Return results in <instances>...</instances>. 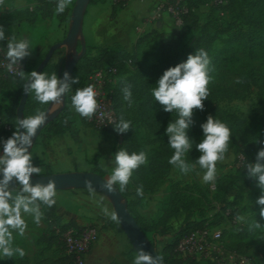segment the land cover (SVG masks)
Listing matches in <instances>:
<instances>
[{
  "label": "trees",
  "instance_id": "1",
  "mask_svg": "<svg viewBox=\"0 0 264 264\" xmlns=\"http://www.w3.org/2000/svg\"><path fill=\"white\" fill-rule=\"evenodd\" d=\"M35 2L36 5L32 9L0 10V27H3L5 30V39L0 41L3 46H6L7 40L10 38L9 27L14 23L23 20L35 23L52 17H56L61 23L70 17L69 6L62 14H55L57 0H35ZM212 2L213 0H183L182 3L186 11L181 15L182 25L179 31L170 38L164 32L152 29L136 38L135 45L131 51L125 50L119 44L103 47L97 55L91 56L86 51L77 62L71 74V77L73 79L77 78L79 82L71 85L69 92L65 95L64 108L54 120L42 129L39 135L47 129L53 133L65 131L64 126L71 123L72 116L69 108L66 106L69 97L75 94L77 88H84V84L92 72L108 66H114L118 71L117 80L112 88V104L116 112V122L105 128V131H112L120 136L117 151L122 148L129 154L133 152L139 153L133 122L125 112L128 102L123 99L121 91L125 85H131L135 117L149 133L156 136V141H158V147L149 156L147 163L141 165L133 172L131 182L135 191L140 186H142L143 192L153 191L173 167L168 161L174 154V150L168 146V137L164 133L171 117L174 120L178 118L176 112H164L162 106L158 102H155L151 95L153 87L164 71L185 62L188 55L194 54L197 49L201 48L207 52L209 58L212 60V64L220 60L227 53L242 55L249 59H254L264 54V0H227L225 5H216ZM200 6H210L208 20L203 24L199 23V18L195 12ZM219 11H223L224 15L220 16ZM214 17H228L238 24V27L222 40L221 47L217 50L213 49V43L217 39L218 34H212L209 31L211 19H214ZM190 36H193V40L187 43V38ZM145 43H152L154 45L153 52L149 54L141 52V46ZM77 49H80V44L77 45ZM149 56H153L155 59L151 64H147ZM63 67L64 61L59 69L55 71L54 64L49 62L41 73H44L48 77L55 73L60 78ZM29 73L31 71L26 68L25 74ZM208 75L210 77V70ZM24 83L25 81H22L19 77L0 74V116L4 112L5 121L10 125V129L6 130L0 121V141L8 139L16 131V109L21 98ZM207 87L209 90L208 100L203 101V111L194 110L192 117L194 124L188 131L190 134L203 136L200 125L205 123L207 117L211 115L229 127L231 131L230 142H249L253 139H257V141L264 140V117L242 118L223 108L217 106L210 107L213 101L217 99H241L252 88L264 93V72H261L253 64L245 63L239 69L234 85L216 83L210 79ZM47 106L48 104L37 102L34 98V93H29L23 109V118L34 116L38 112H44ZM121 115H123L125 120L131 121V128L123 134H118L113 130V127L119 122ZM84 121L86 120L84 119ZM36 142L37 138L34 145ZM257 144L261 147L258 142ZM0 145L2 146V143ZM247 163V161H241L240 165L236 166L231 174L216 178L215 182L206 188L198 183L192 184L191 187L180 186L177 182L172 183L170 185V198L167 206L157 222L152 226L145 224L140 214L132 211V206L127 201L129 213L134 217L136 223L146 236V232L149 229L161 225L164 226L171 219L184 213L182 226L173 234L171 242L163 243L165 236L164 229L154 231L153 236L148 238L157 248L159 256L162 258V264H201L177 257L174 253V247L177 242L192 231L205 226L217 225L224 218H231L232 216L240 217V215H243L239 209V200L246 191L247 185L252 182V180L246 179ZM32 164L34 166L33 160ZM92 171L103 176V173L97 168H94ZM211 185L214 186V189L210 188ZM115 186L119 189L118 185ZM194 191H196V195L193 194ZM207 191L214 193L213 196H208ZM120 193L125 199L127 198L126 190L120 191ZM12 195L13 197L16 195L15 190H13ZM259 210V206L255 205L251 209V212L246 215L242 225L236 230L231 229L224 232L228 249L241 254L246 253L249 243L243 240L249 238L251 241L257 233L264 230V220H261ZM40 211L43 214L42 220L47 225L46 232L39 238L40 241L48 244L58 242L64 249L60 239L62 233L69 227L79 229L81 226L79 227L73 220L64 222L56 214L55 205L48 208L46 205L40 204ZM256 221L262 227H254ZM262 252L264 255V250ZM16 262L17 264H30L26 256L22 258L18 256ZM60 262L63 264H74V258L64 250ZM0 264L5 263L0 259ZM107 264L121 263L117 260H112Z\"/></svg>",
  "mask_w": 264,
  "mask_h": 264
},
{
  "label": "rangeland",
  "instance_id": "2",
  "mask_svg": "<svg viewBox=\"0 0 264 264\" xmlns=\"http://www.w3.org/2000/svg\"><path fill=\"white\" fill-rule=\"evenodd\" d=\"M74 1L75 0H72V3L69 5L70 12ZM163 1L166 0H156V3ZM104 2L109 5L111 12H106L105 8H101L99 14L97 11L94 12L96 20L93 24L94 29L100 26L103 28V38L98 34L94 36L90 35L88 17L86 19L85 33L87 38L85 35L84 38L86 51L91 56L97 55L104 46L119 44L113 42L114 27L116 23L114 20V11L126 3L113 5L110 0H104ZM209 11L210 6H200L195 10L200 24H203L208 20ZM165 17L170 21V32L175 35L179 31L180 26L176 25L170 16L166 15ZM142 21L143 20H141V22ZM68 22L69 19L60 23L63 25L64 36L68 29ZM141 22L139 24H141ZM139 24H137L136 27ZM237 27L238 24L228 17H214V19H211L209 31L212 34H218L217 39L213 43V49H219L222 40L230 35ZM119 28H121V24L119 25ZM135 32L140 35L143 34L142 31H139L136 28ZM130 38L131 37L128 39ZM128 39H124L123 42H126ZM192 40L193 36H190L187 38L186 42L189 43ZM141 47V52L144 54H149L154 50V45L152 43H145ZM153 60L154 58L149 56L147 58V64H150ZM63 61V49L57 50L50 59V62L55 66V71L59 69ZM245 63L253 64L259 68L261 72H264V54L259 55L254 59H249L242 55H231L230 53H227L213 64L210 58V79L216 83L234 85L237 73ZM34 70L35 69L31 70V72ZM70 98L71 97H69L66 106L69 108L71 115H73L71 123L64 126L65 131L61 133H53L51 130L47 129L37 137V142L33 146L31 153L34 166L42 169L41 174L48 172L88 171L90 166L86 161L88 160L95 168L103 173V177L107 180L115 166V153L117 152V147L120 143V136L112 131H105V128L97 129L89 124L88 121H84V118L79 116V114H77L71 107ZM213 106L233 112L242 118L264 117V93L252 88L241 99H217L213 101L210 107ZM133 111V104L131 107L128 105L125 110L126 115L133 122L139 152H145L148 160L152 152L157 149L158 141H156V136L149 133L148 130L137 120ZM1 116H4V112L1 113ZM170 122H174L172 117ZM187 135L193 142V147L189 152L185 153L184 159L189 165H193L200 156L195 145L201 142L203 136H194L189 132ZM259 149L260 147L257 144V139H253L249 142L229 141V147L228 151L225 153V159L223 161H218L216 164V178L231 174L234 171V168L240 165L241 161L254 163ZM204 171L205 170L200 169L197 164L192 171L184 174L177 167L173 166L166 177L157 184L153 191L143 192L142 196L136 194V191L132 186V178H130L129 183L126 186V201H129V204H131L133 212H138L140 214V217L145 224L152 226L157 222L167 206L170 198V185L177 182L180 186L191 187L192 184L198 183L206 188L213 182H203L202 176ZM255 185L256 182L252 180V182L247 185L246 191L239 200V209L243 214L240 215L239 218L242 223L244 222L246 215L255 207V202L261 195L259 188ZM13 187H18V185L14 184ZM193 194L196 195V191H194ZM213 194L214 193L207 191L208 196H213ZM55 200V212L64 222L73 220V222H76L79 227L93 225L98 229V239L104 229L108 233L107 236L112 242H114V246L117 248L118 257L121 260L120 263L134 264L136 253L128 239H126L125 234H123L124 232L118 222L112 220L111 217L114 214V211L110 202L103 194L96 191L90 192L89 190L84 189L56 190ZM183 216L184 213H181L178 217L171 219L164 226L161 225L149 229L146 232L147 237L151 238L154 231L164 229L165 236L163 243L171 242L173 240V234L182 226ZM22 218L25 220L27 228L22 236L16 231L12 232V247H20L24 249L26 253L25 256L28 258L30 264H63L60 262L61 256L64 254L62 245L58 242L48 244L39 239L40 236L46 232V223L41 219L40 223L36 224L33 217L25 213H22ZM98 239L92 244L90 249L95 245L97 246ZM243 241L249 243L246 254H250L254 259L258 260L261 264H264V255L262 252L264 250V230L257 233L251 241L249 238H245ZM123 242H125V246ZM18 256V254H14L12 258H7L0 255V259L3 260L5 264H17L16 260Z\"/></svg>",
  "mask_w": 264,
  "mask_h": 264
},
{
  "label": "clouds",
  "instance_id": "3",
  "mask_svg": "<svg viewBox=\"0 0 264 264\" xmlns=\"http://www.w3.org/2000/svg\"><path fill=\"white\" fill-rule=\"evenodd\" d=\"M2 3L3 0H0V4ZM71 3L72 0H57L55 14H62ZM4 39L5 30L0 27V41ZM31 49L28 39L17 40L13 36L7 43L8 69L11 70L15 65L20 66V62L31 55ZM209 65L210 58L207 52L202 48L197 49L194 54L188 55L185 62L164 71L151 92L155 102L162 106L164 112H176L178 115L174 122L167 125L164 133L168 137V146L174 150L168 163L184 174L192 171L198 164L200 169L205 170L202 176L204 183L215 181L216 164L225 159L231 137L229 127L210 115L206 122L200 125L203 138L195 145L200 153L199 158L193 165H189L184 159L185 153L193 147L187 133L194 124L192 119L194 110L203 111V101L208 100ZM17 75L22 81H26L23 86L24 94L34 93L35 100L40 104H62L63 97L69 92L71 85L79 82L67 71L63 73L62 78H58L55 73L48 77L36 71L26 75L22 70H19ZM121 91L123 99L131 107V85H125ZM97 95L92 85L77 88L70 98L71 107L82 118L91 119L98 108ZM48 116L49 114L38 112L34 116L17 119L16 131L8 139L0 141L3 145V154L0 155V255L7 258H12L14 254L22 258L26 254L24 249L12 247V232L16 231L22 236L27 228L22 213L31 215L34 222L39 224L43 217L40 204L48 208L56 204V183L53 179H48L46 185L30 183V178L39 176L42 169L33 166V157L29 149L37 130L45 124ZM130 128L131 121L125 120L121 115L113 130L123 134ZM257 142L261 147L256 154L255 162L246 165V179L255 181V186L261 192L255 203L259 206L261 220H264V140ZM146 163L145 152L129 154L121 148L115 153V166L110 176L100 187L112 193L115 190L114 186L118 184L119 190L125 191L133 172ZM14 184L18 185V188L13 187ZM85 186L90 192L95 191L91 180H86ZM13 190L16 191L14 197ZM136 194L143 195L142 186L136 189ZM111 218L117 220L116 214ZM254 227L262 226L256 221ZM134 264H162V258L153 257L141 248L136 253Z\"/></svg>",
  "mask_w": 264,
  "mask_h": 264
},
{
  "label": "built area",
  "instance_id": "4",
  "mask_svg": "<svg viewBox=\"0 0 264 264\" xmlns=\"http://www.w3.org/2000/svg\"><path fill=\"white\" fill-rule=\"evenodd\" d=\"M113 5L126 3L130 0H110ZM143 2L144 0H139ZM183 0H166L156 3L152 11L144 18L136 29L145 30L149 24L160 21L163 17L170 16L178 26L182 25L181 15L186 11ZM227 0H213L216 5H225ZM223 16L224 12L219 11ZM7 47L0 43V74L18 78L17 73L22 70L25 73L27 68L26 59L19 65L13 66L11 70L7 65ZM118 77V71L114 66H108L95 70L87 78L84 87L94 86L98 93L96 99L98 108L91 119L84 118L97 129L107 128L116 122V112L112 104V88ZM3 128L10 129L8 124H3ZM214 189V186H210ZM239 216L224 218L219 224L205 226L201 229L190 232L182 237L174 247V253L183 260L199 262L201 264H261L250 254H241L228 249L224 232L236 230L242 222ZM64 250L74 258V264H87L86 254L92 244L98 239V229L93 225L81 226L79 229L69 227L61 235Z\"/></svg>",
  "mask_w": 264,
  "mask_h": 264
},
{
  "label": "crops",
  "instance_id": "5",
  "mask_svg": "<svg viewBox=\"0 0 264 264\" xmlns=\"http://www.w3.org/2000/svg\"><path fill=\"white\" fill-rule=\"evenodd\" d=\"M155 4H156V0H144L143 2L139 0H130L126 2V4L123 5L122 7H118L117 9H115L114 20L116 23L114 27L113 42H117L125 50L131 51L135 45L137 36L140 35L137 34V32H135L136 25L139 24L141 20H144V18L152 11L153 6ZM35 5H36L35 0H3L0 10L13 11V10L26 9V8L32 9L35 7ZM101 8H105L106 12L107 11L111 12L110 10L111 8H109V5H107V3L104 2V0H93L92 3L88 5L83 20V33H85L86 19L88 17V23L90 26V30H89L90 35L94 36L98 34L100 35L101 38H103L102 35L103 28L100 26L94 29L93 27V24L96 20L94 12L97 11L99 14V10ZM120 24H121V28H119ZM169 27H170V21L165 17L154 24H149L147 27H145L144 32L153 29L160 32H164L166 36L170 38L172 37L173 34L170 32ZM9 32H10V38L7 40V43L13 36H15L17 40L20 39L29 40L30 47L32 48L31 55L25 58L27 61V70L29 71L35 69L38 66V64L46 54L48 48L50 47L51 44L54 43V41L55 42L56 40L59 41L64 37L63 25L60 24V22L56 17H52L50 19H46L44 21H39L35 23H30L28 21L23 20L21 22L10 25ZM84 35L87 38L86 33ZM129 37L131 38L128 39ZM118 39L120 40V42ZM124 39H128V40L126 42H123ZM7 43H6V47H7ZM111 45H107V46H111ZM154 61L155 59L152 62H150V64L153 63ZM72 116H71V120H72ZM0 121L3 124L5 123L7 124V122L5 121V115L0 116ZM2 146L0 145V148ZM86 161L90 165L88 171H92L95 167L93 166L92 163H90V161L88 160ZM107 235L108 233L103 229L98 239L99 241L97 246L95 245L86 254L87 264H107L112 260H117L119 262L121 261L118 257L117 254L118 251L117 248L114 246V242H112ZM123 243L125 246V242Z\"/></svg>",
  "mask_w": 264,
  "mask_h": 264
},
{
  "label": "water",
  "instance_id": "6",
  "mask_svg": "<svg viewBox=\"0 0 264 264\" xmlns=\"http://www.w3.org/2000/svg\"><path fill=\"white\" fill-rule=\"evenodd\" d=\"M90 1L91 0L74 1L73 7L70 12L68 29L65 36L61 40L56 41L50 45L46 54L34 71H36L38 74L41 73L45 66L50 62V59L52 58L54 53L57 50L63 49L64 67L60 78H62L65 71H67L71 76L77 62L86 52L85 38L83 34V20ZM78 44H80L79 50L77 49ZM27 97L28 95H25L22 91L21 98L16 109L17 119L23 118V109ZM64 106L65 96L63 97V102L60 105H53L52 103L48 104V106L44 110V113L49 114L48 119L46 120L45 124L37 130L36 136L33 138L32 147L42 129L59 115ZM32 147L31 149H29L30 152L32 150ZM2 154L3 146L0 148V155ZM50 178L55 181L56 190L61 191L88 189L85 186V181L91 180L95 191L103 194L110 202L114 214H116L117 216L116 221L123 230L135 253L143 248L145 252L151 254L153 257H160L157 248L150 242L148 237L136 223L134 217L129 213L127 209V201L122 196L119 189L114 186L115 190L112 193H108L106 190L100 187L101 183L106 181V179L101 174L94 171H67L59 173L40 174L39 176L31 177L30 183L32 185H35L37 183L46 185L48 179Z\"/></svg>",
  "mask_w": 264,
  "mask_h": 264
}]
</instances>
